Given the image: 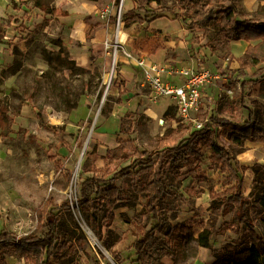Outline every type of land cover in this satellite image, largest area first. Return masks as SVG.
I'll list each match as a JSON object with an SVG mask.
<instances>
[{
	"label": "rangeland",
	"instance_id": "obj_1",
	"mask_svg": "<svg viewBox=\"0 0 264 264\" xmlns=\"http://www.w3.org/2000/svg\"><path fill=\"white\" fill-rule=\"evenodd\" d=\"M44 1L47 6L54 7L69 0ZM139 1L144 7L139 12L142 16L149 17V10H167L170 12H163L167 18L179 17L186 36L184 47L177 54L182 61H192L193 69L207 64L234 72L230 64L236 58L228 47L233 41L223 39V33L221 36L219 33L224 25L220 21L221 12L226 6H234L239 20H264V0H217L214 14L201 24L193 21L194 5L206 4L207 0ZM111 2L118 7L119 0ZM32 4L30 0H0V101L14 115L10 131L0 130V236L44 235L47 228L43 204L51 201L59 208L65 202H75L79 198L80 184L90 176L86 173L88 168L93 165L103 168L106 149L116 147L119 140L131 139L138 151L150 154L157 151V140L170 129L180 124L196 129L192 122L177 117L172 105L166 107L164 101L151 97V87L143 69L140 89L138 83L128 90L122 82L116 81L113 87L119 85L118 95L113 94L112 87L111 93L104 96V78L110 71L112 58L102 56V48L95 47L94 60L80 66L68 55L69 43L63 34V21L43 15ZM111 24L113 43L118 28L114 20ZM227 26L230 25L224 28ZM257 42L251 41L249 45ZM200 54L201 60L198 59ZM261 74H264V63L239 76L233 73L229 80L221 77L214 80L200 104L207 117L242 122L247 111L239 106L237 99L239 82ZM125 89L130 93L129 100L122 97ZM257 89L255 86L245 89L244 101L253 111V120L264 123V104L257 97ZM112 119L122 124V133L120 128L112 131ZM102 124L108 125L107 131L102 130ZM97 134L106 137L100 139ZM198 148L199 161L181 170L180 176L169 168L166 154H162L163 161L155 167L164 190L158 208L161 218L167 222L165 230L156 235L162 236L169 226L179 223L192 225L197 234L201 231L197 224L202 222L207 228H215L212 250H217L220 244L234 238L229 232L221 231L222 225L230 222V215L210 217L212 197L209 192L220 194L224 191L225 174L211 162L208 147L200 144ZM234 148L235 157L247 168L241 189L243 196H247L252 180L249 168L255 162L264 164V145L245 142L240 149ZM132 158L121 163V167L128 166ZM54 161L60 163L61 169ZM146 174L143 171L139 176L107 183L127 187L132 196L127 206L121 205L115 211L114 223L108 231L98 228L102 213L97 203H91L90 215L80 213L76 207L70 211L55 210L56 234L67 245L58 257L51 258V264H116L113 254L120 256L121 264H134L131 245L135 233L124 220L132 221L142 212ZM246 178H250L249 189ZM188 186L193 189L191 195L185 191ZM102 195L103 189H89L92 200ZM145 218L149 229L155 222L149 216ZM13 249L12 245L5 254L0 251V264H28L23 257H17ZM212 250L190 241L184 254L187 258H177L175 263L169 259L163 262L213 264Z\"/></svg>",
	"mask_w": 264,
	"mask_h": 264
},
{
	"label": "trees",
	"instance_id": "obj_2",
	"mask_svg": "<svg viewBox=\"0 0 264 264\" xmlns=\"http://www.w3.org/2000/svg\"><path fill=\"white\" fill-rule=\"evenodd\" d=\"M30 1H33L32 7L43 15L55 18L68 17L66 12L47 6L44 0ZM132 1L136 6L123 14L124 27H129L134 23L152 22L166 17L163 12H170L149 10V17L142 16L139 12L144 10L143 5L139 0ZM216 1L207 0L206 4L200 2L195 4L193 21L198 24L207 21L209 16L214 14ZM237 16L238 12L233 5L230 4L224 8L220 18V21L224 22V25L219 28L220 36L223 33V39L228 41L259 42L247 47L244 56L237 60L239 67L234 72L217 68L219 76L224 79H231L233 73L239 76L245 70L264 63V20H239ZM172 20H179V17L174 15ZM227 24L230 26L224 28ZM59 46L61 47V44ZM90 52L92 53L91 48ZM93 60L94 57L91 54L90 61ZM255 85L259 86L257 97L264 104V74L242 79L239 82L237 99L239 106L247 111V116L242 122L212 115L207 117L203 108L199 107L198 120L201 122L207 120L202 129L191 130L188 126L180 124L178 128L170 129L157 140V151L155 152L146 154V152L137 150L133 145V140H119L116 147L106 149L103 168H97L94 165L88 168L86 173L90 176L80 184L79 198L75 202H65L59 208L54 206L51 201L43 204L45 227L47 228L44 235L7 234L0 236V251L5 254L13 245L14 254L17 257H23L28 264H51V258L58 257L61 250L67 245L56 234L55 210L70 211L76 207L80 213L90 215L91 203H97L102 213L97 222L98 228L101 231L103 229L108 231L114 223L115 211L121 205L127 206L132 196L127 187H115L107 185V183L116 179L139 176L143 171H146L147 177L143 182L145 195L142 212L137 214L132 221L124 220L134 229L135 233V239L131 245L134 251L133 263L165 264L164 259L175 263L177 258H187L184 257V254L190 241H194L199 247L212 250L213 234L216 230L213 226L207 228L202 222L197 224L201 228L197 234L192 225L179 223L169 226L162 236L156 235L165 230L167 222L161 218L158 208L163 199L164 190L155 167L157 163L163 161L162 154H166L170 161L169 168L174 170L177 176H180L183 174L181 170L190 168L199 161L201 153L198 146L201 144L209 148L211 162L218 167L220 173L225 174L224 191L220 194L209 192L212 197L209 208L210 217L218 218L230 215V222L224 223L221 231L229 232L230 237H234L229 242L220 244L217 250H212L213 264H264V164L255 163L249 168L253 176L251 189L247 196H243L241 189L247 168L236 159L233 150L234 147L240 149L245 142L264 144V123L253 120V111L245 105L244 101L245 89ZM13 116L0 101L1 131H10L14 120ZM122 131L121 124L119 132L122 133ZM131 157L133 158L130 164L121 167V163ZM114 164H116L115 167H110ZM54 165L61 169L58 161H54ZM91 187L103 189V195L97 200H92L89 196ZM192 190L191 186L185 188L188 195H191ZM146 216L155 222L149 229L146 225ZM113 260L116 264L122 263L118 254H113Z\"/></svg>",
	"mask_w": 264,
	"mask_h": 264
},
{
	"label": "crops",
	"instance_id": "obj_3",
	"mask_svg": "<svg viewBox=\"0 0 264 264\" xmlns=\"http://www.w3.org/2000/svg\"><path fill=\"white\" fill-rule=\"evenodd\" d=\"M111 1L112 0H106L107 3H105L101 0H69L65 4L52 7L62 12H66L68 15L66 18L57 19H60L64 23L63 34L65 35L66 42L69 43L66 47L68 55L80 66L88 65L90 62V55L93 54V48L95 47L102 48V56L104 55L110 57L109 45L114 34L111 22L114 19L111 16L100 19L97 16V13L104 6L109 4L112 5ZM134 7L135 6L132 0H124L123 13L134 9ZM118 33L116 41L118 40L117 42L120 45L121 51L118 54L119 64L116 73V81L122 82L128 90L132 89L135 83H138L139 87L137 88L140 89L143 82L141 74L143 73L142 69L144 68L138 64H134L135 60L144 61L145 68L148 70H150V68H148L149 66L153 68H173V66L176 69L187 67L193 68L192 61H182L179 54H177V52L179 53L180 49L184 47V37L186 36V31L182 28V25L178 20L162 17L152 22H144L141 24L134 23L129 27H123V25H121L118 28ZM87 35L88 37H86ZM249 44L252 43L239 40L233 41L228 45V47L232 49L233 57L236 58L231 61L230 70L234 69L233 71H235L238 69L239 64L237 60L244 56ZM90 48L92 49V53L90 52ZM167 52L170 53V55ZM124 54H130L133 59H126ZM210 68L218 72L217 67L210 66ZM170 80L175 83H179V78L175 74L170 76ZM223 80L225 81V79ZM118 86L119 85L115 88L113 87V90L115 91L113 94L116 93V95H118ZM255 87L258 88V94L259 86L255 85ZM126 89L124 90L122 97L129 100L130 93L126 92ZM140 97V99H142V95H140ZM162 101H164L166 107L171 106V104L165 100H161V102ZM117 121L119 122V120ZM117 121L113 120L112 131H115L114 129L116 128H120V122L115 125V122ZM101 128L102 130H106V128L108 130V125L102 124ZM97 136L100 139H102V137H106L104 134H97ZM250 143L263 144L253 142ZM255 163L260 164L259 162ZM248 191L250 192V190Z\"/></svg>",
	"mask_w": 264,
	"mask_h": 264
},
{
	"label": "built area",
	"instance_id": "obj_4",
	"mask_svg": "<svg viewBox=\"0 0 264 264\" xmlns=\"http://www.w3.org/2000/svg\"><path fill=\"white\" fill-rule=\"evenodd\" d=\"M123 3L124 0H119L118 7L107 5L100 9L97 16L100 19L111 16L114 19L115 25L119 28L123 25ZM111 67L109 73L105 76L104 82L106 85L104 96L111 92V88L116 82V73L118 68V54L121 51L117 41L109 45ZM126 59H133L130 54H124ZM201 60V54L198 55ZM136 64L142 66L145 77L151 87V97L155 101L165 100L175 108L177 117L186 119L192 122L196 129L200 130L203 127V122L199 121L197 116L198 108L202 99L207 97V90L213 84L214 80L219 79L218 72L210 68V66L201 65L198 69L193 68H153L150 70L145 68V62L142 60L136 61ZM175 74L179 78V83L170 80V76ZM195 115V116H193Z\"/></svg>",
	"mask_w": 264,
	"mask_h": 264
},
{
	"label": "bare ground",
	"instance_id": "obj_5",
	"mask_svg": "<svg viewBox=\"0 0 264 264\" xmlns=\"http://www.w3.org/2000/svg\"><path fill=\"white\" fill-rule=\"evenodd\" d=\"M118 34H120V33H118ZM118 41V40H117ZM124 42V41H123ZM234 47H235V45H234ZM151 111V110H150ZM155 114V113H154ZM154 114H152V116H155ZM150 115H151V113H150ZM158 116V115H157ZM245 184H247V186H248V189H249V184H250V178H246L245 179Z\"/></svg>",
	"mask_w": 264,
	"mask_h": 264
}]
</instances>
